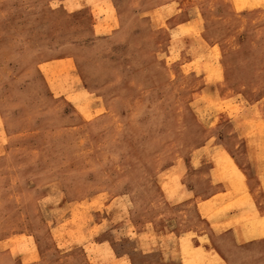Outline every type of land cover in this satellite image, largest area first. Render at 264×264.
<instances>
[{"label":"rangeland","instance_id":"1","mask_svg":"<svg viewBox=\"0 0 264 264\" xmlns=\"http://www.w3.org/2000/svg\"><path fill=\"white\" fill-rule=\"evenodd\" d=\"M239 114L263 132L264 0H0V264H187L181 174L233 189Z\"/></svg>","mask_w":264,"mask_h":264},{"label":"crops","instance_id":"2","mask_svg":"<svg viewBox=\"0 0 264 264\" xmlns=\"http://www.w3.org/2000/svg\"><path fill=\"white\" fill-rule=\"evenodd\" d=\"M242 112L256 114L252 107ZM238 117L234 122L231 120L236 133L233 140L239 141L238 145L244 148L226 147L229 141L219 139L221 151L216 155L219 172L233 189L218 176L216 165L209 160H200L195 166L196 170L202 168L207 171L209 182L198 186L195 193L208 192L209 195L195 197L194 191L187 185L188 181H182L181 174V192L187 195L185 199H195L193 203L198 220L189 221L185 229L167 231L164 236L167 241L172 240L167 238L171 234L176 240H182L187 264H215L226 259L230 264H264V127L262 133L256 129L249 135L252 128L250 122L244 121L241 114ZM260 123L264 126V121L259 120ZM233 190L239 195L233 194ZM227 194L239 197L240 203L224 212L218 206L207 205V201L218 195H225L224 199L228 200ZM224 199L220 198V201ZM118 224L125 226L128 222L119 220ZM119 226L112 224L108 237L116 234Z\"/></svg>","mask_w":264,"mask_h":264}]
</instances>
